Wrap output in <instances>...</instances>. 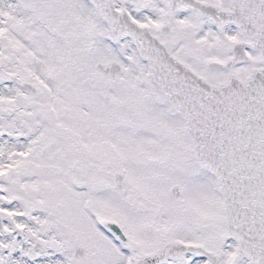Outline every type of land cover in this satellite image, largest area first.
I'll list each match as a JSON object with an SVG mask.
<instances>
[{"label":"snow or ice","instance_id":"6c2138e0","mask_svg":"<svg viewBox=\"0 0 264 264\" xmlns=\"http://www.w3.org/2000/svg\"><path fill=\"white\" fill-rule=\"evenodd\" d=\"M0 264H264V0H0Z\"/></svg>","mask_w":264,"mask_h":264}]
</instances>
